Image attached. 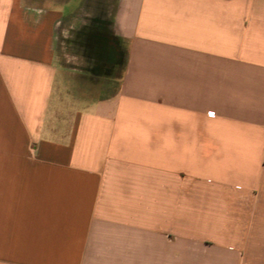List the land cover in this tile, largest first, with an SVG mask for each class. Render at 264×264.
Listing matches in <instances>:
<instances>
[{
	"label": "crops",
	"instance_id": "crops-1",
	"mask_svg": "<svg viewBox=\"0 0 264 264\" xmlns=\"http://www.w3.org/2000/svg\"><path fill=\"white\" fill-rule=\"evenodd\" d=\"M0 264H264V0H0Z\"/></svg>",
	"mask_w": 264,
	"mask_h": 264
}]
</instances>
